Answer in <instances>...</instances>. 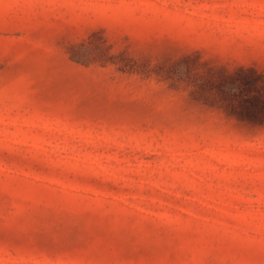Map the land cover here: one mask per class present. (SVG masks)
Instances as JSON below:
<instances>
[{
    "label": "rangeland",
    "instance_id": "374dc122",
    "mask_svg": "<svg viewBox=\"0 0 264 264\" xmlns=\"http://www.w3.org/2000/svg\"><path fill=\"white\" fill-rule=\"evenodd\" d=\"M0 264H264V0H0Z\"/></svg>",
    "mask_w": 264,
    "mask_h": 264
}]
</instances>
